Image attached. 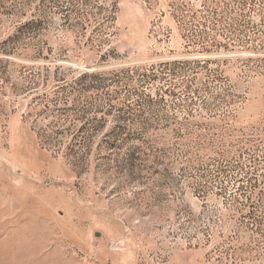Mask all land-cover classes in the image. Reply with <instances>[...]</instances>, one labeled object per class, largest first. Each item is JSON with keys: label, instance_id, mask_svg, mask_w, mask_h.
I'll return each instance as SVG.
<instances>
[{"label": "rangeland", "instance_id": "rangeland-1", "mask_svg": "<svg viewBox=\"0 0 264 264\" xmlns=\"http://www.w3.org/2000/svg\"><path fill=\"white\" fill-rule=\"evenodd\" d=\"M0 264H264V0H0Z\"/></svg>", "mask_w": 264, "mask_h": 264}]
</instances>
